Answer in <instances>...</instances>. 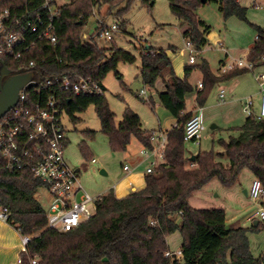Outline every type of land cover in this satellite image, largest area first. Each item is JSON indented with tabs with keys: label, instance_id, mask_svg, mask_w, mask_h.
<instances>
[{
	"label": "trees",
	"instance_id": "trees-1",
	"mask_svg": "<svg viewBox=\"0 0 264 264\" xmlns=\"http://www.w3.org/2000/svg\"><path fill=\"white\" fill-rule=\"evenodd\" d=\"M138 0H74L60 7L55 18L58 45L53 46L37 35H27L26 43L33 46L17 59L0 54V71L4 64L11 75H19L22 63L34 62L30 71L34 80L76 75L91 78L104 88V94L64 96L62 109L74 123L75 114L96 109L101 122V133L109 140L113 152H126L135 137L144 148H151V132L145 131L140 116L127 108L122 122L117 125L105 97L104 81L110 73L117 72L120 63L134 64L136 57L115 44V40L101 48L96 44L82 43V33L94 12L100 16L104 5L118 10L119 21L127 16ZM151 4L152 0H141ZM172 14L185 25L184 38L199 53L208 43L210 27L198 16V10L210 2L218 3L224 19H246V11L239 0H167ZM29 0H0V12L9 9L13 14L24 13ZM41 1L37 3L38 7ZM39 4V5H38ZM123 6V7H121ZM152 6V5H151ZM121 7V9H117ZM113 13H110L112 15ZM107 21V20H106ZM109 22V21H108ZM124 25L127 22H122ZM120 25V24H119ZM126 25L122 29L125 32ZM255 42L247 61L257 66L264 58V28L255 27ZM172 52L176 48H170ZM141 76L146 86L155 87L157 80L168 71L172 82L159 94L164 108L177 120L168 133L165 161L146 178V187L128 197L118 199L113 190L98 197L95 215L71 232H58L48 228L47 211L35 195L44 188L43 183L30 172L8 173L0 171V198L2 206L9 209V224L23 237L31 240L20 254L21 264H171L165 257L170 251L168 237L179 232L182 237L181 257L173 264H263L264 257L255 258L250 247V229L227 226L226 211L222 209H196L190 205L194 193L217 179L224 187L234 186L240 174L248 170L264 186V119L249 117L237 131L240 136L228 141L219 140L229 160L224 165L212 152H199L194 161L187 157L184 132L192 112L187 111V99L195 97L198 108H204L210 91L217 84L229 81L248 72L235 69L225 74H215L206 60L198 66L188 65L185 77L178 78L167 52L146 48L141 56ZM202 73L203 88L198 89L189 77L195 68ZM121 78V77H120ZM6 79L1 80L0 86ZM85 138L94 140L96 132L85 131ZM86 142L80 144L86 156ZM193 165V166H192ZM264 208V202L262 203ZM174 215L177 219H171ZM155 222V225L151 223ZM264 228V227H263ZM171 252V251H170Z\"/></svg>",
	"mask_w": 264,
	"mask_h": 264
},
{
	"label": "rangeland",
	"instance_id": "rangeland-1",
	"mask_svg": "<svg viewBox=\"0 0 264 264\" xmlns=\"http://www.w3.org/2000/svg\"><path fill=\"white\" fill-rule=\"evenodd\" d=\"M72 1L74 0H55L58 7H63ZM239 1L247 9L245 20L236 16L225 20L220 12L219 4L215 2H210L198 10L199 18L211 29L207 35V45L199 53L195 51L193 54L196 56V66L206 60L212 72L216 74L220 69L223 72L227 70L220 66L221 61H227L228 65L240 60L247 61L248 49L256 39L255 27L264 28V0ZM152 3L151 6V4H143L141 0H138L131 12L119 21L122 28L126 25L122 22L128 24L125 32L115 39V44L134 55L136 63H120L117 69L120 76L110 73L103 84L106 89L105 97L111 111L116 115V124L119 125L122 122L123 113L127 108H130L140 116L143 129L148 132L159 129V125L165 128L169 114L159 101V97H156L155 87L146 86L143 82L141 56L144 50L148 46L164 51L177 48V53L170 55L175 68L178 65L181 68L190 65L191 57L190 51L186 49L185 31H183L180 21L172 14L169 2L167 0H152ZM121 7L117 9H121ZM117 11H112L110 6L104 5L100 9V16L106 17L109 22L117 21ZM110 13L113 14L109 16ZM89 22L93 23V18ZM184 49H186V53L181 56L179 53ZM257 74H259L258 71H248L245 75L249 77V85L243 86L242 89H237L234 86L238 79L223 81L213 87L202 113L204 130L201 136V145L197 146L192 142L185 143L189 160L199 152L213 151L218 156V161L224 165L229 164L226 157L223 159L219 157V154L224 153L223 148L219 145V140L228 141L231 137L240 136V132L237 130L244 126L249 118L244 112L245 99L253 97V113L255 116L259 114L261 93L255 79ZM201 76L202 73L196 67L189 80L198 84L196 78ZM220 88H224L226 91V104L219 100ZM143 89L147 90V95L140 97V92ZM255 95H258L257 98ZM152 101L157 104L155 109L152 107ZM228 103H231L232 106L228 107ZM195 107V97L190 96L187 99L188 112H192ZM75 118L79 120L76 123L68 115L63 118L67 138L65 159L71 170L76 171L77 168H81L80 184L88 194L97 198L111 188L110 180L112 178L124 173L123 166L128 162L127 157L132 156L133 160L137 161L144 158L141 155L143 147L133 137L126 152H113L108 138L101 133V122L94 106L83 113L75 114ZM85 131L96 132L95 139L85 138ZM82 142H86V156L80 149ZM93 158L98 160L97 164H91ZM158 162H162V159L158 158ZM103 169H107V176L101 173ZM239 178L242 185L240 186L237 182V186L233 188L224 187L217 179L211 180L201 191L194 194L190 203L198 209L225 210L228 227L250 229L254 225V221L248 219L259 211L260 206L250 195L246 196L244 190L250 193L255 176L252 172L245 170ZM36 199L39 200V198ZM40 203L46 210L47 202L41 201ZM260 223L262 225L258 231L248 233L251 251L255 258L264 257V222ZM167 240L170 251L178 256L183 242L181 234L176 232Z\"/></svg>",
	"mask_w": 264,
	"mask_h": 264
},
{
	"label": "built area",
	"instance_id": "built-area-1",
	"mask_svg": "<svg viewBox=\"0 0 264 264\" xmlns=\"http://www.w3.org/2000/svg\"><path fill=\"white\" fill-rule=\"evenodd\" d=\"M29 0L27 10L22 14H13L9 9L0 12V54L17 59L28 50L27 35H37L51 43L58 45L55 29V18L60 7L55 0ZM93 23L88 22L82 33V43L96 44L103 48L122 34V29L116 22H108L93 14ZM186 49L190 51V65H196L195 50L187 40ZM228 73L235 69L254 71L255 65L242 60L224 66ZM35 68L34 62L22 63L20 74H30ZM261 93V107L257 116L253 113V104L249 101L244 112L248 117H255L258 121L264 119V72L255 76ZM165 89V86L162 87ZM198 89L203 83L197 84ZM71 94L75 97L103 95L104 88L91 78L76 75L47 78L39 81L32 79L19 93L18 104L0 119V171L20 173L28 171L40 180L44 188L39 190L35 198L39 202H47L48 228L58 232H71L90 220L96 213L97 198L88 194L80 184L79 172L71 170L65 159L67 148L66 129L63 123L65 113L62 109L64 96ZM143 89L140 96H146ZM220 101L224 102L225 91L220 93ZM203 108H198L188 121L184 132V141L201 145L204 124L202 120ZM169 131L158 129L151 132V148H144L141 155L149 162L147 175L154 174L155 169L165 161V149L168 145ZM158 158L162 162H158ZM96 163V160H92ZM193 166V165H192ZM129 171V167H124ZM250 197L259 204L260 209L251 220L264 222V186L259 180L252 184ZM11 214L8 208L2 206L0 198V223L9 224ZM171 219H177L170 215ZM155 225V222L151 223ZM30 237H21L23 251L30 242ZM179 255L168 251L165 257L171 259V264ZM33 260L31 264H36ZM17 264H21L19 258ZM264 264V263H263Z\"/></svg>",
	"mask_w": 264,
	"mask_h": 264
},
{
	"label": "crops",
	"instance_id": "crops-1",
	"mask_svg": "<svg viewBox=\"0 0 264 264\" xmlns=\"http://www.w3.org/2000/svg\"><path fill=\"white\" fill-rule=\"evenodd\" d=\"M181 27H182L183 31H185L187 29V27L185 25L181 24ZM253 45L248 49L247 55H249V52L252 49ZM165 51L167 52L168 56L170 57V59L172 61V67H173L175 75L178 78L179 77L183 78L185 76L186 66H184V68H181V66L178 65L175 68L173 66V60L171 58L172 56H170L171 54L177 53V48L174 52H172L170 49L165 50ZM185 53H186V49L181 50L179 54L182 56ZM225 65H228L227 61H221L220 62L221 67H224ZM254 71H258L259 73L264 72V58L262 59V61L257 66H255ZM221 73H222V71L220 69L216 74L220 75ZM234 79H238L237 83L234 85L235 88H237V89L238 88L242 89L243 86L249 85V77H247L245 74L241 75L239 77H236ZM234 79H232V80H234ZM196 81H197V83H199V82L203 83V76L196 78ZM229 81H231V80H229ZM171 82H172V77L169 75V72L168 71L164 72L163 75L157 80L156 85H155V89L157 91L156 97H159V94L161 92H165L167 90V88L169 87V85L171 84ZM164 86H165V89L162 88ZM194 86L197 87V84L195 83ZM221 91H225V89L224 88L219 89L218 97L220 96ZM251 94L254 95L253 92H251ZM257 96L255 95V98H257ZM140 97H142V96H140ZM219 100H220V97H219ZM159 101H160V99H159ZM245 101H246V103L251 101L253 104V107H254V102H253L252 96L245 99ZM221 103H223V104L227 103L226 102V91H225L224 102H221ZM246 103H245V105H246ZM151 104H152L153 109H155L157 104L154 103L153 101L151 102ZM195 106H196V104H195ZM231 106H232L231 103H228V107H231ZM196 107L193 108L192 114L198 109V107L197 108ZM203 111H204V108H203ZM168 114H169V119H168L167 123L165 124V128H163L162 125H159V129L161 128L163 130L170 131L177 124V120L169 112H168ZM153 131H155V130H153ZM138 143L141 144L139 141H138ZM141 146H142V144H141ZM196 155H194L193 157H195ZM127 158H128V162L126 164H124L123 170H124L125 166H128L129 171L124 170V173H122L119 176L114 177L110 180V185H111L110 187L111 188L109 190H113L114 194L116 195V197L118 199L126 198L131 193L142 191L146 187V178L148 176L146 174V170L149 167V162L146 161L145 158H143L140 161H137L136 159L133 160L132 156H129ZM92 160H96L97 162L93 163ZM92 160H91V164H97L98 163L97 159L93 158ZM146 163H147V165H145ZM132 165H133V167H132ZM76 170H78L79 174L81 173V168H77ZM101 173L103 175H106V176L108 175L107 169L101 170ZM255 180H256V178L254 179V181ZM238 182H239V185L241 186L242 183L240 181V178L238 179ZM237 184L238 183H236L231 188L237 186ZM201 190H199V191H201ZM107 192H105V193H107ZM105 193H103V194H105ZM244 193L246 196L249 195V192L247 190H244ZM100 196L101 195H99L97 197H100ZM192 197L190 198L189 202L191 201ZM190 205L193 208H196L191 203H190ZM196 209H198V208H196ZM251 218L252 217H249L248 220L251 221ZM227 222H228V220H226V223ZM231 229H234V228H231ZM21 237L22 236L17 232V230L15 228L11 227L8 224L0 223V264H16L17 263L18 259L20 258V254L23 251V248L21 245L22 244L21 243Z\"/></svg>",
	"mask_w": 264,
	"mask_h": 264
},
{
	"label": "water",
	"instance_id": "water-1",
	"mask_svg": "<svg viewBox=\"0 0 264 264\" xmlns=\"http://www.w3.org/2000/svg\"><path fill=\"white\" fill-rule=\"evenodd\" d=\"M206 0H204L205 2ZM153 5V3H151ZM148 48V47H147ZM1 80L6 79L0 86V119H2L19 101V93L23 87L32 79V75H11L10 70L3 64L0 71ZM195 157L191 159L194 161ZM78 172V170H77ZM255 221L254 225H258Z\"/></svg>",
	"mask_w": 264,
	"mask_h": 264
}]
</instances>
